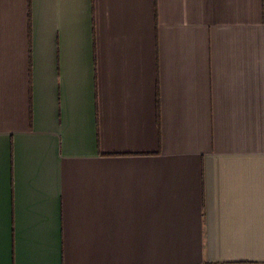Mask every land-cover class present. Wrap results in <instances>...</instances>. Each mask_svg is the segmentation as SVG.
<instances>
[{
  "label": "crops",
  "instance_id": "obj_1",
  "mask_svg": "<svg viewBox=\"0 0 264 264\" xmlns=\"http://www.w3.org/2000/svg\"><path fill=\"white\" fill-rule=\"evenodd\" d=\"M0 264H264V0H0Z\"/></svg>",
  "mask_w": 264,
  "mask_h": 264
}]
</instances>
